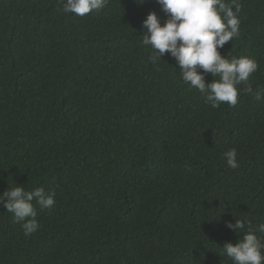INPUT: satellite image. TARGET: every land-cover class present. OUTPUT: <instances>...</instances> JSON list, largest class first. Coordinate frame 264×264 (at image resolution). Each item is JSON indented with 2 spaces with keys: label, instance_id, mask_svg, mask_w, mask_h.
I'll return each mask as SVG.
<instances>
[{
  "label": "trees",
  "instance_id": "1",
  "mask_svg": "<svg viewBox=\"0 0 264 264\" xmlns=\"http://www.w3.org/2000/svg\"><path fill=\"white\" fill-rule=\"evenodd\" d=\"M139 2L81 17L60 0H0V195L56 192L31 236L0 205V264H233L222 247L243 233L226 223H264V100L212 108L170 54L153 64L143 21L168 16ZM241 2L240 35L220 51L258 61L255 90L264 0Z\"/></svg>",
  "mask_w": 264,
  "mask_h": 264
},
{
  "label": "clouds",
  "instance_id": "2",
  "mask_svg": "<svg viewBox=\"0 0 264 264\" xmlns=\"http://www.w3.org/2000/svg\"><path fill=\"white\" fill-rule=\"evenodd\" d=\"M156 2L168 19L162 23L158 15L151 12L143 21L146 32L142 43L153 49L150 57L153 64L170 54L180 68L182 81L198 90L212 108H218L222 103L236 106L241 93L252 95L257 101L264 100V88L254 90L250 82L259 69L258 61L250 56L229 59L220 51L240 35L241 0ZM60 3L64 13L83 17L103 9L108 0H60ZM208 73L219 79L206 82ZM222 156L228 167H239L235 148L225 151ZM55 196V190L38 187L26 191L23 186L16 185L0 195V205L14 215L16 222H22L24 235L31 236L40 229L36 205L52 210ZM226 227L234 233H243V239L236 244L226 242L222 247L233 264H264V237L257 235L264 233V223L253 226L251 221L235 217V223L228 221Z\"/></svg>",
  "mask_w": 264,
  "mask_h": 264
}]
</instances>
